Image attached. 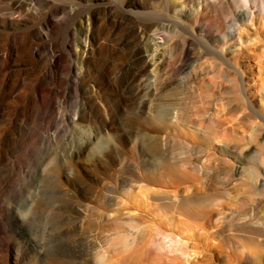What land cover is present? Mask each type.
<instances>
[{
  "label": "rangeland",
  "instance_id": "374dc122",
  "mask_svg": "<svg viewBox=\"0 0 264 264\" xmlns=\"http://www.w3.org/2000/svg\"><path fill=\"white\" fill-rule=\"evenodd\" d=\"M18 1L0 0V21L4 17H12L11 15L17 17L22 12L30 15V21L35 26L17 25L4 30L0 25V56L3 57L0 59V107L5 108L4 112L0 109V190L5 189L4 185L8 184L21 193L26 188L24 177L35 169L44 156L42 146L33 151L32 156H25V150H15L12 147L14 139L21 135L16 134V124L24 131L38 124L35 110L44 106L47 100V93L36 92L35 88L36 80L43 74L44 64L31 56L29 45L34 42V32L43 27L42 24L52 9L62 6L63 1L25 0L24 5H20V10L16 9ZM118 1L136 5L139 11L136 17L147 24L153 23V27L141 44L133 32V25L120 20L117 33L111 39L110 44H117V150L109 148L108 153L117 157V164L111 168L105 159L95 173L99 180L98 187L104 188L103 193L108 194L112 186L116 188V193L113 201L83 202L89 208L82 220L83 226L80 227L81 224L77 222L73 224L76 233L71 243L77 251L72 253V264H98L102 256H108L106 264H166L168 257L157 254L164 247L163 238L149 244L147 233L150 229L170 233L171 237L185 244L189 252L181 264H233L232 259L227 256L234 253L233 247L232 250L226 248L223 257L218 259V251L212 245L210 233H214V241L218 243L223 236L221 232L230 230L229 225L233 219L238 216L245 219L252 200L256 198L252 195L255 189L245 182L244 184L240 180H245L242 176H238L236 186L230 185L227 188L220 187L217 182L215 187L211 180L222 176L230 178L235 170H240L243 175H248L251 170L260 174L264 170V164L257 149L260 150L264 139L254 134L255 140L240 141L238 135L247 133L245 137L249 138L253 131L249 125L231 122L229 128L235 131L230 132L232 138H226L225 141L231 142L232 146H253L252 150L238 159L221 152V144L215 143L212 138V125L207 123L200 128L204 135L195 131V126L202 120L201 113L207 108L212 109L213 87L208 82L216 80L222 85L223 81L224 90H232L218 69L220 62L208 53L209 46L219 45L220 50L229 58L240 54L248 58L249 83L253 78H264V16L257 7L249 5L253 16L251 20H242L240 17L243 16L245 5L236 6L233 0H221L217 7L213 5L214 0H186L187 7H184V0ZM237 18L240 23L235 32ZM129 21L132 22L131 19ZM76 27H80L78 20ZM138 30L143 32L142 25L138 26ZM162 31L170 35H164ZM228 39L229 43L225 44ZM50 40L62 45L66 42V37L55 33ZM16 44L25 46L18 59L13 57L12 52ZM185 45L188 51L185 50ZM140 46L149 53L154 51L150 56L154 58V62L161 57L163 63H155L150 69V77L136 82L128 74L133 65L131 55ZM74 52L79 53L80 48L74 47ZM121 67H125V71L129 70L127 74L120 71ZM114 77H111L109 84L113 83ZM27 85H31L26 91L29 97L19 99ZM41 87L57 90L55 84L49 82ZM234 97L232 93L223 96L226 99ZM254 99L257 102L264 101V89ZM77 106V99L69 94L67 103L62 105L59 112L72 120H78L75 116ZM15 119L19 122L8 123ZM60 124L69 125L63 120L52 129H40L39 133L43 136H55ZM63 128L64 126L61 129ZM150 134L162 136L163 142L152 141ZM257 183H253V186H258ZM173 197L179 199L183 211L176 204H170L171 201L174 202ZM260 208L262 216L264 200ZM51 209L52 207L47 208L48 211ZM220 210L224 214L221 218L218 214ZM176 211L183 213L178 214ZM205 211L212 214L204 228L202 215ZM218 219L222 225L217 229ZM168 220H173L172 225H169ZM49 223L51 221L45 213L36 224L40 227ZM140 227L143 232L138 236L134 235L135 230ZM171 227L174 228L172 231ZM9 237L10 235H4L2 242ZM124 237L135 241L128 249L119 246ZM246 252L252 254L254 250L249 247ZM51 261L49 258L42 264H55ZM0 264L35 263L24 258L7 262L0 255ZM239 264L255 263L244 255Z\"/></svg>",
  "mask_w": 264,
  "mask_h": 264
},
{
  "label": "bare ground",
  "instance_id": "6f19581e",
  "mask_svg": "<svg viewBox=\"0 0 264 264\" xmlns=\"http://www.w3.org/2000/svg\"><path fill=\"white\" fill-rule=\"evenodd\" d=\"M24 1L19 0V6L16 9L20 10V5L23 6ZM62 1L63 5L54 7L51 14L44 20L43 27L37 29L34 35L32 34L34 42L29 45L31 56L44 64L43 74L36 80L35 88L36 92L47 93V100L44 106L35 110L38 124L30 126L25 131L16 124V134L21 133V135L18 139H14L12 147L15 150H25V156H32L33 151L42 146L44 156L35 169L24 177L26 188L23 192L20 193L19 190L8 184L4 185L6 186L5 189L1 188L0 190V255L7 262L19 261L24 258L35 264H42L51 258V263L72 264V253L74 250L77 251L71 243V239L76 233L73 224L77 222L82 227V220L85 219V213L88 212L89 208L83 202L114 200L116 188L112 186L109 188L108 194L103 193L104 188L98 187L99 180L95 173L100 167V163L104 162L105 159L111 168L117 164V157L108 153L109 148L117 150L115 120V111H117V44L112 45L110 43L117 33V25L120 20L133 25V32L138 36L141 44L148 37L153 27V23L147 24L136 17L139 13L136 5L123 4L118 0ZM194 1L191 0V2ZM233 1L236 6L245 5L243 16L240 17L242 20H251L253 16L249 5L257 7L260 14L264 16V0ZM218 2L221 0H214L213 5L217 7ZM117 3L120 6L118 8ZM184 7H187L186 0H184ZM59 15H63V17L60 18ZM11 16L1 19L0 25L4 30L17 25L20 27L35 26L30 21V15H24L21 12L17 17ZM130 19L132 22L129 21ZM77 20L80 27H76ZM235 22H237L236 32L238 31V23H240L239 18ZM139 25L144 28L142 33L138 30ZM55 33L65 35L66 42L61 45L51 41L50 37ZM162 33L170 35L166 31H162ZM191 34L194 36V31ZM156 36L158 37V35H154V37ZM229 41L230 39L225 40L224 43L228 44ZM74 47L80 48V52L73 53ZM24 48V44H16L12 48L13 57L20 58ZM185 50L188 51L187 45H185ZM207 50L220 62L221 65L218 69L226 80L225 82L228 81L227 84L231 85L232 90H224L223 81H221L222 85L216 80L208 82L213 87V95L211 94L213 96L212 109L207 108L201 113L203 114L200 115L202 120L198 119L199 124L197 127L195 126V131L200 134L204 132L200 129L203 125L207 123L212 125V138L215 143L221 144L219 146L221 152L229 157L240 159L247 151L252 150L253 146L246 148L244 146L248 144L232 146L231 142L225 141V139H229L232 136L230 132L235 131L229 128L231 122L235 121L238 122V125H249L250 130L253 131L252 135L250 132L249 138L245 137L247 133L245 135L236 133L240 141H253L255 140L254 134L264 139V101L259 100L257 102L254 99L256 94L264 89V78L262 77L260 80L253 78L250 83L248 82L249 61L241 54L229 58L220 50L219 45L209 46ZM152 54L154 51L149 53L140 46L135 54L131 55L133 65L128 74L130 79H134L136 82L141 79L144 80L150 77V69L155 66V63L157 65L163 63L161 57L158 59L156 57L157 61L154 62V58L150 57ZM2 58L0 56V59ZM120 71L127 74L129 70L125 71V67H121ZM112 76H115L114 81L109 84ZM210 77L209 75L208 79ZM45 82L55 84L57 90L42 88L41 85ZM30 87L31 85L26 86L19 99L29 97L26 91ZM227 93H232L235 97L223 98L224 94ZM69 94L74 95L77 99L78 106L75 116L78 117V120H72L69 116L59 112L62 105L67 103ZM111 101L114 103L112 104ZM0 109L3 112L5 110L4 107H0ZM63 120L69 125L60 124L55 136H43L39 133L40 129H52ZM15 121L18 120L8 121V123ZM62 126H64L63 129H61ZM202 135L204 134L202 133ZM158 136H151L150 134L149 137L152 141L163 142L164 138ZM257 150L264 164V143H262L260 150ZM238 176L245 178V180H240L250 188L255 189L252 195H255L256 198L252 200L245 219H240L238 216L237 219L231 221L230 232L227 229L221 232L224 237L222 236L220 242L216 243L214 233H210L212 245L218 251L216 255L218 259L223 257L226 248L232 250L233 247L234 253L231 256L230 254L227 255L232 259L233 264L241 263L244 255L255 264H264V214L262 216L260 214L262 211L260 205L264 200V170L260 174L251 170L248 175H243L240 170H235L229 176L230 178H223V176L217 179L212 178L211 183H215V187L217 186L216 182L220 187L236 186L238 184L236 182H239ZM250 181L252 183L249 184ZM256 182H258V186L254 187L253 183ZM53 197L55 199L52 200ZM172 200L174 202L171 201L170 204H176L182 210L179 199L173 197ZM49 207H52L50 211L47 210ZM176 212L178 214L183 213L181 211ZM205 212L202 215L204 228L212 214L210 211ZM45 213L51 223L37 227L36 223ZM218 214L220 218L224 216L221 210ZM219 219L216 223L217 229L222 225ZM168 221L170 222L169 225H172L173 220ZM173 229V227L170 228L171 231ZM141 232H143L142 227L135 230L134 235L138 236ZM163 232L150 229L147 233L149 244L162 237L164 247L157 251V254L168 257H166L168 259L166 264L183 263L189 249L183 242L181 243L180 240L171 237L172 234ZM4 235H10V237L2 242ZM134 243V240L124 237L123 243L119 246L128 249ZM249 247L254 250L252 254L246 252ZM107 261L108 256H102L98 264H106Z\"/></svg>",
  "mask_w": 264,
  "mask_h": 264
}]
</instances>
